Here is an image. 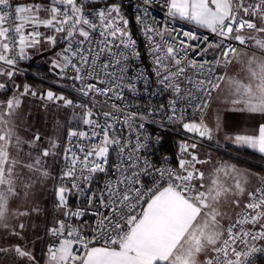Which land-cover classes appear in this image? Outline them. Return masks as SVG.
<instances>
[{
    "label": "snow or ice",
    "instance_id": "snow-or-ice-1",
    "mask_svg": "<svg viewBox=\"0 0 264 264\" xmlns=\"http://www.w3.org/2000/svg\"><path fill=\"white\" fill-rule=\"evenodd\" d=\"M92 2L49 0L48 5L17 6L15 18L20 23L14 26L10 22L9 12H0V62L14 69L17 59L27 58L25 49L38 44L37 38L41 33L34 29L29 36H25L23 28L26 24L42 25L62 34L61 39L66 43L54 66L60 69L62 75H67V71L71 70L73 75L70 78L79 84L77 91L82 97L89 98L88 102L78 104L52 91L42 97L53 103L62 101L64 107L81 109L83 124L90 131L71 130L68 135L78 140L95 141L64 149L65 168L61 170L62 184L56 190V197L57 207L65 209L66 219L57 221L58 226L49 230L57 242L48 247L47 264H248L252 254L264 251V248L249 246V241L245 239L264 240V187L248 193L249 202L244 208L250 211H246L242 220L225 230L218 219L222 214L216 205L221 196L232 192V189L218 185L216 180L212 181V186L204 185V173L196 169L195 164L207 161H200L194 152L188 151L189 147L196 148L195 143L181 146L190 159H180L179 171L166 167L154 168L147 160L141 161L135 155L146 145L138 135L136 145L132 146L131 137L125 138L123 130L125 126L130 132L134 128L137 131L143 129L144 116L137 111H126L130 106L123 104L126 100L124 92L136 90L135 80H142L147 92L149 78L143 72L135 78L128 75L130 62L139 58V52L127 30L128 21L120 5L111 3L89 11L87 6ZM0 6L9 8V0H0ZM166 6L169 17H179L209 29L224 39L234 38L240 44L254 40L256 47L264 50V39L240 34L247 29L264 35V0H166ZM41 12L46 13V18L40 17ZM13 32L15 35H11ZM153 32L163 36L162 32L145 26L144 33L150 41L153 37L148 34ZM233 32L237 33L234 37L231 36ZM97 33L99 40L95 38ZM183 36L189 40L198 39L191 32H184ZM46 39L52 44L57 42L55 35ZM189 48L191 45L185 41H180L179 47L169 45L166 50L160 44L150 45L157 82L174 94L167 105L169 120L183 118L178 115V111L182 113L183 109L177 108L181 101L193 106V101L200 99L193 95L191 88L182 87L184 81L190 85L194 83L188 76L187 68H195L196 62L189 61L185 65ZM161 52L164 54L161 55ZM235 52L236 49L231 46L222 52L225 63L230 62V56ZM248 65L250 75L257 81V91L253 92L251 84L233 83L236 92L246 97L247 110L264 114V58L257 61L253 57ZM200 72L205 79L196 81L195 87L210 97L211 89L218 88L219 83H212L211 67L205 73L204 65H200ZM5 74L11 78L13 71L5 73L0 69V75ZM216 79L219 81L223 77ZM4 87L0 83V89ZM29 91L26 85L21 95ZM31 94L36 95L35 92ZM97 97L107 99L99 101ZM19 105L20 99L14 96L0 110V126L4 128L0 131V222L5 219L9 196L15 194L11 176L20 162L9 158L8 149L14 133L8 126L12 123L9 118L15 115ZM207 106V99L194 105L201 111ZM97 107L107 110L97 111ZM164 108V105L160 106V109ZM149 111L154 114L159 109ZM137 120L141 122L136 124ZM183 127L211 139L212 130L203 120L199 124L185 123ZM40 139L39 134L34 135L30 146ZM235 142L264 153V124L259 126L258 135H237ZM20 143L17 136V146ZM56 147L57 144L51 142L50 147L44 148L30 163L22 166L38 172L42 177L48 176L47 169L42 170V157L54 155ZM110 152L116 155L112 164H109ZM223 170L218 169L217 172ZM101 175L103 184L94 190V182ZM142 175L153 177L152 187L142 183ZM198 179L201 181L199 186L194 183ZM235 189L239 193L244 191L239 181ZM71 194L86 196L88 208L95 209L90 213L94 217L93 223L87 226L92 233L89 236L83 234V229L66 222L89 214L86 209L72 211L68 208L67 197ZM232 203L239 207V200ZM245 223L253 227L259 224L261 231H233L237 224ZM19 227L23 229L24 226L21 224ZM12 234L19 235L15 230ZM237 241L245 246V250H238ZM7 251L9 249H0V253ZM14 251L19 257L26 258L29 264H38L32 252L20 245L14 246ZM204 253L207 257L202 260L201 254Z\"/></svg>",
    "mask_w": 264,
    "mask_h": 264
},
{
    "label": "built area",
    "instance_id": "built-area-1",
    "mask_svg": "<svg viewBox=\"0 0 264 264\" xmlns=\"http://www.w3.org/2000/svg\"><path fill=\"white\" fill-rule=\"evenodd\" d=\"M249 2H255V0H249ZM111 3H117L121 7V12L125 19L128 21L127 30L130 32L132 39L135 41V49L139 52V58L131 60L130 70H129V77L135 78L140 72H143L149 78V88L147 92L145 91V86L142 80H135L136 83V90L134 92H129L125 90L124 95L126 96V100L123 104L129 105L130 107L126 109V111H137L143 114L144 119V128L141 130H136L135 128L130 132L128 128L125 126L123 130V136L125 138L131 137V145L134 146L137 143V136L139 135L141 138V142L146 145L140 149L138 155L140 160H147L154 168H171L175 171H179V161L180 159L188 160L190 156L188 153L183 152L181 149L182 145H191L195 143L197 146L195 149L189 147V152H194L195 155L198 157L200 161H203L202 158L199 157L197 150L199 147H211L213 146L212 140L209 139L207 136L201 137L198 132H189L187 131L183 125L185 123H197L196 117L197 115L201 114L206 110L204 108L202 111L198 110L194 107L195 104L201 103L203 99H207L210 102L214 90L216 88L211 89V95L208 97L205 93L197 91L195 87V82L201 79H205V76L200 72V65H204V71L207 72L209 67L212 68V83L216 84L217 79L216 77H223L226 68L231 64L233 61L236 52L239 49H247L252 52H256L258 54H262L264 56V50L253 46L251 40H248L245 44H240L234 38L224 39L218 36L215 33H212L209 29L199 27L192 22L182 20L179 17L172 18L167 15V6L166 0H93L91 4L87 6V10L91 11L96 8H101ZM10 7L4 9L3 6H0V12L8 11L10 22L13 26L17 23H20L19 20L15 18V8L17 6H31V5H48L49 2L47 0H9ZM40 17L46 18V13L41 12ZM140 18L139 20L137 18ZM148 26L156 31H160L163 33V36L155 35V32L149 33L148 35L153 37V40L150 41L148 37L144 33L145 26ZM5 26L7 27L8 24L6 23ZM38 31L41 33L37 39H39V43L33 47H28L25 49L27 58L25 59H17V63L15 68L13 69L10 66L4 65L0 62V69H3L4 72L13 71L14 73L30 75L40 81L46 83V85L51 86L52 88L58 90V92H62L68 94L74 103L82 104L88 102L89 98L82 97L80 93L77 91L79 84L73 81L70 77L73 75L71 70L67 71V75H62L60 69L55 67L53 70H50L48 76L40 75L36 73H32L31 71L22 68L20 66L21 62H27L31 60L34 47H39L40 45L50 44L46 38L48 36L55 35L56 41H63L61 39L62 34L54 33L51 29L46 28L42 25L37 26L35 24H26L23 28V32L25 36H29L33 30ZM184 32H191L194 33L198 39L196 40H189L187 37L183 36ZM250 30L245 29L241 32V35L246 36ZM237 33L233 32L231 34L234 37ZM259 34V33H256ZM11 35H15V33H11ZM262 35V34H259ZM264 36V35H263ZM247 37V36H246ZM18 40V37H16ZM31 38V37H29ZM99 40L98 33L95 37ZM207 38V39H205ZM185 41L187 44L191 45V48L187 50V57L185 60V65H188L189 61H195L196 67L187 68L188 76L191 77L193 80V84H188L187 81H184L182 87L191 88L193 95L198 96L200 99L193 101V106H189L183 101H181L177 108L183 109L182 113L178 111V115H182V119H175L169 120L168 115L170 112L167 111V105L169 100L173 98V93L169 90L163 89L157 82V77L154 73V56L150 54V45L160 44L164 50L169 45H173L179 47V42ZM64 45L61 46L58 50L61 51L66 47V43L63 42ZM219 45V47H217ZM229 46L236 49L234 55L230 56V62L225 63L224 57L222 56V52L226 50ZM18 50V49H17ZM57 50V51H58ZM164 53L161 52V55ZM60 59L58 56L57 61ZM219 61V63H217ZM208 62V63H205ZM165 63H168L165 60ZM175 69L173 68V71ZM107 99L106 97H97L96 100L103 101ZM116 102L121 103L119 101H109V103ZM209 104V103H208ZM164 105V109H160V106ZM68 115L66 121V133L60 149L59 157L57 158V170L55 176L53 178L52 184V191L53 197L51 201L52 209V221L49 222L45 226V231L43 232L48 238H50V242L48 243L46 251H45V258L48 259V247L52 243L57 242V238L51 234L49 231L53 227L58 226L57 221L66 219L64 217L63 208L57 207V197H56V190L61 186V170L65 168V160H64V149L71 147L75 144H88V143H95V141H87V140H78L77 138H70L69 131L76 130V131H90L89 127L83 124L82 119H77L73 116L75 109L68 107ZM149 109H159V111L155 112L154 114L149 111ZM97 111H106L107 109H100L97 107ZM141 121L137 120L135 123L139 124ZM199 124V123H197ZM173 134L176 136L173 145L171 146L167 139L165 138L166 135ZM171 146V147H170ZM214 147V146H213ZM173 150V151H170ZM116 160V155L114 152H110L109 155V164H112L113 161ZM201 164H195V168L201 172ZM155 175V173H153ZM264 175V174H262ZM159 179L158 177H156ZM142 183L146 187H152V176H141ZM199 180V179H198ZM198 180L194 181L197 185ZM163 183V181H161ZM103 184V176H98L97 181L94 182V190L98 186H102ZM264 187V176L261 182L256 186L250 189L244 200H242V204L240 205L238 211L236 212L235 217L222 224V227L226 230L227 227L231 224H236L238 220H242L243 217L246 215L244 205L249 202L248 193L256 191L258 188ZM87 197L86 196H77L76 194H71L67 197V206L72 211H76L77 209H86L89 214L84 215L79 219L72 218L71 220H66V222H70L74 227L83 229V234L86 236L91 235V231L87 226L92 225L94 217L90 214L94 211V208H88L87 206ZM241 229L246 231L252 232H259L261 231L260 225L257 224L253 227L250 223L245 224H237L236 228L233 229L234 232L239 233ZM249 241V246L254 245L257 248H264V240H255L252 241L250 237H246ZM238 250H245V246L237 241ZM79 247L78 245L76 246ZM14 262L12 264H29L26 258H21L18 255L16 256ZM38 264H42L38 257H36ZM248 264H264V251H258L252 254L248 258Z\"/></svg>",
    "mask_w": 264,
    "mask_h": 264
},
{
    "label": "rangeland",
    "instance_id": "rangeland-1",
    "mask_svg": "<svg viewBox=\"0 0 264 264\" xmlns=\"http://www.w3.org/2000/svg\"><path fill=\"white\" fill-rule=\"evenodd\" d=\"M47 1L49 2V0ZM249 35L253 36V34ZM49 46L51 45L44 44V46L40 45L39 47H34V53H39ZM60 53L61 51L56 50L46 56L40 55L35 59L36 64L44 69L53 70L55 68L54 62H57L58 54ZM24 76V74L14 73L13 83L8 80L13 91H10L9 97L0 102V110H2V106L6 104L7 100L14 96L20 99V105L16 109L15 115L9 118L12 123L8 126L12 128L14 133L11 141L13 148L12 157L15 156V159L20 163L14 168L11 176L15 194L9 196L5 219L3 222H0V246L2 245L3 249H9V251L6 252L7 254H14L17 256L14 251V246L20 245L22 248L31 251L35 257H39L44 238L43 232L45 231V226L51 222L50 218H52V214L49 213L53 197L51 182H53L56 173L55 170H57V158L59 157L61 149L60 145L65 136L64 133H66L65 120L68 115V107H64L62 101L53 103L42 97L46 96L48 91H52L57 96L63 95L65 98L71 100L72 98L68 94L56 92L43 86L29 85L25 82ZM26 85L30 91L28 94L21 95ZM32 92H35L36 95H32ZM200 115H197L195 119L197 123H199L198 120H200ZM73 116L77 119H82V110L79 108L75 109ZM2 130H4L3 126H0V131ZM36 134H39L41 139L39 142H36L34 146H30L29 142ZM17 136L21 141L18 146L16 144ZM53 141L57 144V147L53 150L55 154L42 157V170L46 168L49 173L48 176L42 177L38 172L22 166L30 163L44 148L50 147ZM213 146L209 147L213 149V151L209 152V155L207 154L208 156L206 155L207 166L219 162H221V164L222 162H227L233 166L235 165L214 152V149L218 147ZM196 153H198L199 157L204 161L205 158L203 157H205V154L199 150H197ZM235 167L258 176V183L251 187H256L264 176L262 175L264 171L262 173H257L243 167H238L237 165H235ZM212 169H214V167H212ZM215 174V177L211 178V181H209L206 187L212 186V181L216 180L218 185L232 189V192L221 196L216 205L218 211L222 214L218 219L220 223L224 224L235 217L236 212L243 202L242 200H244L247 194L246 192V194H244L245 196L240 200L245 189L249 190L251 187L248 188L249 184L246 176H243V173H241V176H237L236 173L235 175H228V172L223 170L219 172L215 171ZM237 181H239L243 187V193H239L238 190L235 189ZM200 183L201 182L198 180L197 186H199ZM233 193L236 194L234 195ZM233 200H240L239 207H236L232 203ZM34 209L37 210L34 211ZM21 212L27 214L20 215ZM48 216L49 220H47ZM21 224L24 226L23 229L19 227ZM5 225H7V227H5ZM13 230L19 233V235L12 234Z\"/></svg>",
    "mask_w": 264,
    "mask_h": 264
},
{
    "label": "crops",
    "instance_id": "crops-1",
    "mask_svg": "<svg viewBox=\"0 0 264 264\" xmlns=\"http://www.w3.org/2000/svg\"><path fill=\"white\" fill-rule=\"evenodd\" d=\"M249 34H253V36L257 39H264L263 35L256 34L255 32H249L246 34V36H248ZM251 42L253 46H256L254 40H251ZM253 57H255L257 61L264 58L262 54L252 52L247 49H239L236 52L233 61L225 70L223 79L218 82L219 87L214 90V94L210 102H208V107L204 112L201 113V115L199 114L201 117L198 122L200 123L201 120H203V123L206 124L212 130L211 140L214 147L216 146L220 148L226 145H230L237 148H247L251 151L260 153L257 149H253L251 147H248L247 145H242L240 143L235 142V137L237 135H258L259 126L261 124H264V114L252 113L248 111L245 104L246 97L236 92V85L233 83V81H238L242 85L251 84L253 92L257 91V81L250 75L248 65L249 59ZM13 76L14 74L11 78H9L6 74L0 75V83H3L5 85V87L0 89V91L8 87L11 89V91H13L12 87L9 85L8 82V80H10L11 83H13ZM242 91L243 89H241V92ZM234 100H240V102L233 103ZM1 101L3 100L0 99V102ZM198 150L202 151V153L205 154V157H203L205 158L204 161H207L206 155H209V152L213 151V149L209 147H199ZM8 151L10 160L15 159V156L12 157V143ZM260 154L264 156V153ZM206 164L207 163L201 164V172L204 173L203 183L205 186L209 184V181H211L212 177H215V171H217L218 169L226 170L228 172V175H235L236 173L237 176H241V173H243V176H246L247 182L249 184L248 188L258 183L259 181L257 175L244 171L241 168L238 169L235 167V165L233 166L227 162H222V164L221 162L214 163L213 165L208 166ZM212 167H214V169H212ZM199 182L201 181L199 180ZM252 188L253 187H251L250 189ZM249 190L245 189L240 200H242V198L245 196L244 194H246V192H248ZM234 213L232 214L235 215ZM52 219L53 217L50 218V221H52ZM47 220H49V216ZM222 224L223 223H221V225ZM0 249H3L2 245L0 246ZM206 257V253L201 254L202 260L206 259ZM42 259L43 260L41 263L47 264V258H45L44 256Z\"/></svg>",
    "mask_w": 264,
    "mask_h": 264
},
{
    "label": "trees",
    "instance_id": "trees-1",
    "mask_svg": "<svg viewBox=\"0 0 264 264\" xmlns=\"http://www.w3.org/2000/svg\"><path fill=\"white\" fill-rule=\"evenodd\" d=\"M63 45H64L63 41H57L55 44L47 47L46 49L44 48V50H42L41 52L33 53L31 60H28L27 62H21L20 66L22 68H25V69L31 71L32 73L48 76L49 74H51L50 70L49 69L47 70L41 66H38L36 64L35 59H37L40 55L46 56L49 53H52L53 51L58 50ZM24 80L29 85L43 86L45 88H48V89H51V90L58 92L57 90L53 89L51 86L46 85V83H44V82L40 81L39 79H36L30 75H25ZM10 91H11V89L9 87L4 89V90H1L0 91V99L3 100L5 98L9 97ZM165 138L167 139V142H169L171 146L173 145V143H175L174 142V140L176 138L175 135L168 134L165 136ZM170 151H173V150H170ZM214 152L219 154L223 159L231 162L232 164L237 165L238 167H243V168L252 170L254 172H257V173H262L264 171V156L260 153L255 152V151H251L250 149L237 148V147H233L230 145H226V146H224V148H215ZM50 213L52 214V209L50 210ZM49 242H50V238H48L44 234L43 242L41 245L42 247H41L40 256L38 257L40 262H42V260H43L42 258L45 256V251L47 248L46 245H48ZM15 258H17V257L14 254L12 255V254H7L6 252H2V253H0V264H12L15 261L14 260Z\"/></svg>",
    "mask_w": 264,
    "mask_h": 264
},
{
    "label": "water",
    "instance_id": "water-1",
    "mask_svg": "<svg viewBox=\"0 0 264 264\" xmlns=\"http://www.w3.org/2000/svg\"><path fill=\"white\" fill-rule=\"evenodd\" d=\"M63 42H65V41L63 40Z\"/></svg>",
    "mask_w": 264,
    "mask_h": 264
}]
</instances>
